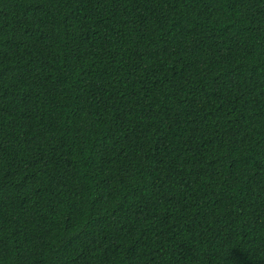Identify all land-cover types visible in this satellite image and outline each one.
I'll return each mask as SVG.
<instances>
[{"label":"trees","instance_id":"16d2710c","mask_svg":"<svg viewBox=\"0 0 264 264\" xmlns=\"http://www.w3.org/2000/svg\"><path fill=\"white\" fill-rule=\"evenodd\" d=\"M0 264H264V0H0Z\"/></svg>","mask_w":264,"mask_h":264}]
</instances>
